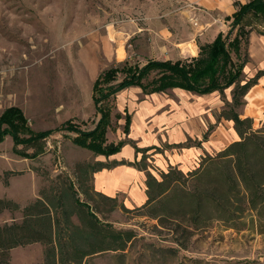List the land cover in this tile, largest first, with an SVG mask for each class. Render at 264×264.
<instances>
[{"label":"rangeland","instance_id":"1","mask_svg":"<svg viewBox=\"0 0 264 264\" xmlns=\"http://www.w3.org/2000/svg\"><path fill=\"white\" fill-rule=\"evenodd\" d=\"M233 1L0 0V114L17 106L36 131L54 129L68 119L90 129L98 119L91 88L100 72L125 60L143 64L194 56L198 44L228 30L225 17L232 14ZM256 29L249 39L247 77L264 70V22ZM263 80L238 110L241 118L252 119L253 130L264 128V94H254L264 89ZM113 105L108 142L130 139L140 149L155 148L141 159L127 144L121 153L105 157L74 145L71 133L55 131L45 141V152L32 159L16 152L6 136L0 142V198L14 201L19 209L2 211L0 225L21 222L22 208L49 189L52 180L57 182L58 174L76 181L77 163L120 159L146 165L157 179L172 167L180 171L178 181L167 197L146 207L126 203L130 192L141 195L145 170H136L140 178L126 175L132 179L124 186L116 183L108 189L98 177L95 185L84 181L117 199L113 208L90 190L88 201L98 218L136 236L125 250L100 252L83 264H264V190L250 203L249 191L235 177L227 178L225 165L202 164L206 156L215 157L240 139L232 121L218 118L224 107L220 94L180 89L145 94L129 87L116 94ZM125 109L131 114L128 135L123 133ZM205 132L207 141L195 146ZM187 139L190 147L175 146ZM6 171L13 172L7 186ZM207 191H216L220 202L199 201ZM43 253L39 242L19 246L9 252L10 264H39Z\"/></svg>","mask_w":264,"mask_h":264},{"label":"trees","instance_id":"2","mask_svg":"<svg viewBox=\"0 0 264 264\" xmlns=\"http://www.w3.org/2000/svg\"><path fill=\"white\" fill-rule=\"evenodd\" d=\"M233 5L235 10L225 17L229 22L228 30L218 32L209 42L198 44V51L194 56L175 60L149 59L143 64L125 60L100 72L91 88L92 103L98 116L92 128L83 129L68 119L54 129L36 131L31 128L29 120L19 107L9 106L0 114V142L10 136L14 150L25 158L33 159L45 152V141L52 133L64 131L72 134L69 138L74 145L95 155L108 157L119 152L124 145L130 144L135 154L140 152L141 159H144L145 152L155 148L154 146L140 149L130 139L117 143L107 140V131L112 124L113 101L119 91L139 87L145 94L169 89H180L197 95L219 93L224 107L218 118L232 121L240 139L230 143L215 157L206 156L202 164L225 165L227 178L238 179L249 191V202L252 203L258 196H263L264 190V128L253 130L252 119L241 118L238 110L245 105L248 92L264 76V70H258L252 77H247L244 72L250 60V35L264 22V0H235ZM226 91L229 92L230 99L227 98ZM124 112L123 133L128 135L131 114L126 109ZM114 116L121 117L119 113ZM207 139L208 132H205L195 146L200 147ZM189 141L187 139L175 146L190 147ZM24 149L33 151L27 153ZM117 165L145 170L147 199L141 207L167 197L180 174V171L169 167L157 179L147 170L146 165L125 160L77 163L79 179L73 181L67 175L58 174L57 182L52 180L49 189H43L39 198L22 208L21 222L0 225V264H10L11 249L36 242L44 245L43 261L39 264H83L94 254L125 250L128 243L134 240L135 232L104 223L96 215V207L89 202L92 201L90 190L112 203L113 208L117 206L116 197L106 196L96 191L93 185L84 184V181L92 182L95 172ZM12 174V171L4 173L5 186ZM215 192L202 193L198 200L220 202V197ZM7 209L17 210L19 205L12 200L0 198V213ZM74 217L77 223L73 221Z\"/></svg>","mask_w":264,"mask_h":264},{"label":"crops","instance_id":"3","mask_svg":"<svg viewBox=\"0 0 264 264\" xmlns=\"http://www.w3.org/2000/svg\"><path fill=\"white\" fill-rule=\"evenodd\" d=\"M235 1V0H234ZM233 1V2H234ZM240 2H245L246 0H238ZM235 10V7L233 5V11ZM128 148L127 144L122 148L125 149ZM121 150V151H122ZM126 150V149H125ZM135 152V151H134ZM121 153V152H119ZM117 153V154H119ZM115 161H120V159H113ZM112 160V161H113ZM137 169L134 168V166L129 165H117L111 169H102L98 172H95L93 174V185H95V179L98 177L99 179V185H101L104 188H112L114 184L118 183L121 184V186H124L125 182L127 180H131L132 176H135L137 179L140 178L139 172L136 171ZM124 174V175H123ZM126 175H130L131 177L128 178ZM143 190L141 195H135L134 192H130L129 195H127L126 203L132 204L133 202L137 203L138 205L144 204L146 202L147 196H146V186H145V178L143 180ZM99 187H95V190L98 192H101L102 189H98ZM109 196L111 195L108 193ZM112 196V195H111Z\"/></svg>","mask_w":264,"mask_h":264},{"label":"bare ground","instance_id":"4","mask_svg":"<svg viewBox=\"0 0 264 264\" xmlns=\"http://www.w3.org/2000/svg\"><path fill=\"white\" fill-rule=\"evenodd\" d=\"M114 41V40H113ZM123 56H124V51L120 48L119 50H118V53H117V57L119 58V59H121V58H123ZM262 83H263V87H264V80L262 81ZM250 92V91H249ZM255 95L257 94V95H262V94H264V89H260V90H257L255 93H254ZM248 95V94H247ZM247 95H246V97H247Z\"/></svg>","mask_w":264,"mask_h":264}]
</instances>
